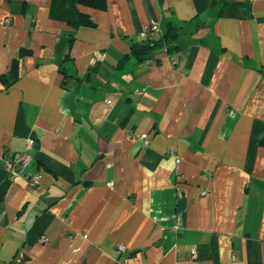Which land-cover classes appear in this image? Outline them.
<instances>
[{"label":"crops","instance_id":"0c3cea01","mask_svg":"<svg viewBox=\"0 0 264 264\" xmlns=\"http://www.w3.org/2000/svg\"><path fill=\"white\" fill-rule=\"evenodd\" d=\"M0 264H264V0H0Z\"/></svg>","mask_w":264,"mask_h":264},{"label":"trees","instance_id":"16d2710c","mask_svg":"<svg viewBox=\"0 0 264 264\" xmlns=\"http://www.w3.org/2000/svg\"><path fill=\"white\" fill-rule=\"evenodd\" d=\"M75 4H82L88 7L102 8L104 6V0H72ZM78 23L85 25L92 24V20L83 15H79ZM159 32V31H158ZM176 28L168 24L165 32L158 34V37H152L151 33L146 38H143L140 42L135 43L130 48V55L133 56L138 62L148 61L155 51L168 46V51L174 49V43L176 38Z\"/></svg>","mask_w":264,"mask_h":264},{"label":"built area","instance_id":"2783aa9c","mask_svg":"<svg viewBox=\"0 0 264 264\" xmlns=\"http://www.w3.org/2000/svg\"><path fill=\"white\" fill-rule=\"evenodd\" d=\"M4 22L9 23V18H6ZM158 31H159V27L157 23L153 22L148 26L142 27L140 33H141L142 38H146L149 35V33L158 32ZM106 103L109 104L110 100H106ZM141 138H142V145L147 146L149 144V136L147 134H143ZM31 160H32V157L29 152H25L23 154H14L10 160H7L5 162V170L7 173V177L13 180L14 178L18 176H22L23 178L26 179L29 185L31 186L36 185L39 180L38 172L26 171L27 167L31 163ZM178 161L179 159H177V162ZM202 193L204 194L205 192H202ZM118 249L120 251H123L125 250V247L120 245L118 246Z\"/></svg>","mask_w":264,"mask_h":264}]
</instances>
